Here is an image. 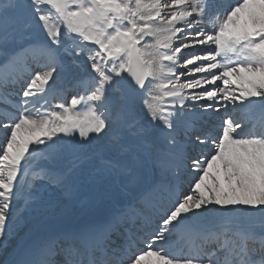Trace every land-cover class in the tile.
<instances>
[{
    "label": "snow or ice",
    "instance_id": "6c2138e0",
    "mask_svg": "<svg viewBox=\"0 0 264 264\" xmlns=\"http://www.w3.org/2000/svg\"><path fill=\"white\" fill-rule=\"evenodd\" d=\"M0 55V249L45 192L131 197L0 264H264V0H0Z\"/></svg>",
    "mask_w": 264,
    "mask_h": 264
},
{
    "label": "bare ground",
    "instance_id": "6f19581e",
    "mask_svg": "<svg viewBox=\"0 0 264 264\" xmlns=\"http://www.w3.org/2000/svg\"><path fill=\"white\" fill-rule=\"evenodd\" d=\"M146 40L150 41V37H146ZM143 43V42H142ZM197 48H201L203 46H196ZM182 52H191L193 49L191 48L189 51H186L185 49H182ZM5 56L0 55V63L4 60ZM191 67V66H189ZM181 71V70H180ZM184 71V69H182ZM202 74L196 73L195 76L199 77ZM181 77L182 82L190 77ZM66 78H62L61 80L64 81ZM211 87V86H208ZM203 89H195L191 91H202ZM185 93L188 94L189 90L185 89ZM50 99V98H49ZM51 103V100H50ZM189 103H192V101H189ZM201 104L204 103H211L209 101H200ZM231 105L228 106L227 110L225 108H220V111L218 112V118L222 117L225 112L230 113L231 111ZM0 143H3V135H2V130H0ZM32 146H30L31 148ZM138 189V185L136 188L133 190V195L136 194ZM123 197L130 198L129 196H124L120 194ZM57 199L56 198L54 201L51 200L52 202V208L50 212L46 215H40V209L37 207V211L35 213L29 214V213H24L23 217L17 218L14 221V236L12 239L8 241V247L6 249H0V262H3L9 255L10 250H12V247L17 240L18 237H20L23 234L28 233L30 229H32L35 226H42L44 229L45 228H61L66 222H70L71 224L74 225V227H78L79 225H83V227L90 225V224H96L95 222H91L88 220L90 214L95 213V214H101V213H108L111 214L114 209L111 207V202H104V203H98L94 207L89 208L88 206H60L57 204ZM211 207H213L211 205ZM32 216H39L40 218L38 220H33ZM20 219V221H19ZM144 264H159V261L155 257H149Z\"/></svg>",
    "mask_w": 264,
    "mask_h": 264
},
{
    "label": "rangeland",
    "instance_id": "374dc122",
    "mask_svg": "<svg viewBox=\"0 0 264 264\" xmlns=\"http://www.w3.org/2000/svg\"><path fill=\"white\" fill-rule=\"evenodd\" d=\"M191 48H189V49H185L186 51H189ZM218 83V82H217ZM208 207H211V205H209Z\"/></svg>",
    "mask_w": 264,
    "mask_h": 264
}]
</instances>
